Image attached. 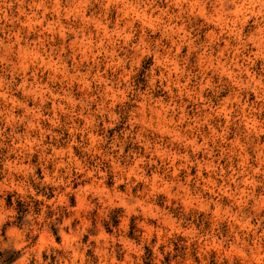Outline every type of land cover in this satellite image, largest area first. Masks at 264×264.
I'll list each match as a JSON object with an SVG mask.
<instances>
[{
    "label": "clouds",
    "instance_id": "clouds-1",
    "mask_svg": "<svg viewBox=\"0 0 264 264\" xmlns=\"http://www.w3.org/2000/svg\"><path fill=\"white\" fill-rule=\"evenodd\" d=\"M0 264H264V0H0Z\"/></svg>",
    "mask_w": 264,
    "mask_h": 264
}]
</instances>
